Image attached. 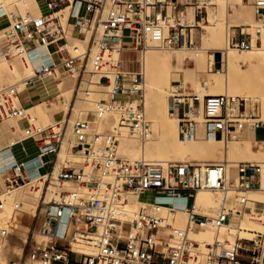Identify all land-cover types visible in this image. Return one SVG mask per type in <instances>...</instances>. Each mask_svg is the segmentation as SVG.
Returning <instances> with one entry per match:
<instances>
[{"label":"built area","instance_id":"built-area-1","mask_svg":"<svg viewBox=\"0 0 264 264\" xmlns=\"http://www.w3.org/2000/svg\"><path fill=\"white\" fill-rule=\"evenodd\" d=\"M209 0H45L47 11L32 19L14 15L7 29H0V57L11 60L20 57L34 62V75L25 87L39 79L55 76L56 72L99 73L107 54L121 44H133L144 52L150 41L165 47H187L194 42L193 30L208 15ZM257 13H264V0H254ZM193 6L197 23H187L188 8ZM0 5V18L5 16ZM69 8L66 21L64 14ZM69 31L86 38L85 48L70 43ZM244 32L242 31V34ZM254 34L247 32L230 45L237 49L253 47ZM260 42L259 38L256 44ZM54 46V49L51 47ZM93 47L98 50L92 53ZM49 53L52 60L44 57ZM57 58V59H56ZM88 63L90 68L88 69ZM114 86L108 105H98L96 112L102 117L109 108L116 109L119 125L147 139L152 124L146 117L144 98V71H127L121 60L112 64ZM20 90L16 84L0 86V121L20 118L27 123L25 136L39 142L35 159L27 164L14 157L12 146L0 148V168L5 187L11 191L31 180V171L40 172L47 164L49 184L66 180L87 188L63 192L60 199H42L36 214L37 223L31 230L46 235L44 244L31 239L25 262L29 264H264V232L251 230L259 238L215 237L203 242L195 241L189 231L195 226L211 225L220 228L230 224L233 211L229 209L231 188L242 192L264 190V164L241 162L238 178L228 179L225 162L201 165L192 161L171 162L167 166L146 159L127 160L118 154L120 131L115 127L105 136L104 149L94 165L98 172L82 171L63 166L56 175L55 166L69 124L75 141L72 148L92 143L87 140L88 119L78 117L70 123L71 115L46 127L32 123L26 108L21 105ZM169 112L176 117L179 138L194 140L214 138L228 141L234 133L246 126H264L259 112L247 111L246 101L227 94L198 93L175 81L168 100ZM51 158L46 161L45 158ZM209 189L219 192L221 204L217 214L207 216L197 206L198 192ZM103 191L104 196L97 195ZM126 192L152 193L159 197H181L186 215L184 227L165 224L163 204L155 201L142 207L134 221H123L112 214L113 207L121 202ZM250 201L258 205L253 208ZM174 207V203H168ZM3 203L0 198V209ZM239 216L250 213L264 225V201L251 200L245 194L238 196ZM65 224L66 229L61 231ZM84 224L83 228H79ZM175 234L168 236V230ZM8 235L6 226H0V238ZM80 243L95 248L92 254L77 250Z\"/></svg>","mask_w":264,"mask_h":264},{"label":"rangeland","instance_id":"rangeland-1","mask_svg":"<svg viewBox=\"0 0 264 264\" xmlns=\"http://www.w3.org/2000/svg\"><path fill=\"white\" fill-rule=\"evenodd\" d=\"M26 3L30 10V16L39 15L41 13L44 14L47 11V9L44 8V1L41 3L37 0H19L18 6L15 5V8H13L14 6L8 5V9H4L8 16L4 17V19H8L7 24H11L12 22V19L8 14L9 11L7 10L14 11L17 15H23L19 8H26ZM32 3H34L35 6H33ZM207 11L208 15L202 20L204 24L195 27V30H193V44L187 47H165L160 43L151 41L148 44L147 50L149 47H163L164 51L158 52L149 50L148 62L146 65L143 63V58L147 50L141 52V48H137L133 44H121L116 46L119 47L121 51L109 52L103 63L102 70L99 73L89 74L86 72L82 83H80L81 75L78 77L77 81L74 82V97L79 90L82 91H79L82 93V97L76 106H74L75 99L73 98L70 107L68 108L70 96L68 93L59 91L58 85L60 81L73 80L74 74L77 72L73 75L67 72H60L57 76L46 77L43 80H39L41 102L38 100L26 108V112L29 114L32 123L36 126L43 127L54 124L57 121L54 117L56 113L60 116L59 119L67 118L71 115L70 123L73 121L72 119L83 117L88 119L86 137L87 140L92 143V147L86 145L79 149L72 148V145L76 143V138L73 128L71 127L72 125L69 124V129H67L62 147L59 151L62 154L65 153V155L62 159L59 157L57 158L54 175H56L63 166H66L85 172L87 170H92L93 174L98 177L99 174L96 168H94V165L100 158L104 149L103 141L105 136L111 134L115 127H119L120 131L119 144L117 147L118 154L130 161L146 159L152 162H160L164 166H167L171 162L178 161H192L200 163L201 165L225 162L228 170H233L235 168L237 173L241 162L264 163V140L259 141L255 139L254 128L250 126H246L244 130L237 133L238 135L235 138H231L229 141L207 138L182 140L179 138L177 120L169 113L166 115L170 90L175 82L174 74H179L181 79L179 81L182 82L187 89L194 92L195 88L201 87L205 94L236 95L243 98L246 102L248 97L259 95L260 98L257 100L250 97L252 103L247 104V110L254 109L258 111L260 119L264 121V52L258 51L251 54L254 56V59L249 63L236 62L235 64L229 65L225 60V49L227 47L233 49V53L240 55L241 53L244 54L248 52V50L237 49L230 45L231 41L235 42L242 39L247 32L254 34L253 48L249 49V51H253L256 47H264V13H257L254 0H209ZM25 17L26 16H24V18ZM186 17L189 23H195L193 6L188 8ZM242 31L244 32L243 34ZM88 34L90 36V32H88ZM68 35L71 37L76 36L82 40V36L75 31H69ZM258 38L260 42L256 44ZM70 43L75 44L76 46V43L72 39H70ZM116 47L114 49H116ZM83 48H85L84 45ZM51 49H54V46H52ZM215 51H220L223 55L221 63L217 66H214ZM165 55L170 57L176 55L179 56L173 59L171 63H167L161 58ZM14 58L16 57H13L11 60L5 59V62L8 63L9 67ZM3 60L4 59L0 60V64L3 63ZM116 60H121L127 71H139L143 68L147 80L145 96L146 115L152 123V134L147 139H141L139 135L131 134L128 129L121 127L119 125V112L116 109L109 108L104 112L102 117H99L96 112L98 105L109 104L111 91L114 86L112 64ZM32 69H34L33 66L31 69L28 67L19 71H13L11 72L12 74H6V76L8 75L7 78L6 76L3 78L0 77V86L19 84V89H23L20 86L24 83V80L21 79L23 77H28V73H30ZM31 88L32 87H30V89ZM25 95L27 96L28 93H25ZM54 102H57L58 106H53ZM51 106L52 108H50ZM26 127L27 123L25 122L23 125L20 118H5L0 121V148L11 145V142L15 140L16 145H11L12 148L21 151L18 152L21 162L29 164L27 159L30 157L35 159V156L38 153L37 146L39 142L36 138H28L25 136ZM257 137L259 139L264 138V126L258 129ZM132 152L136 153L133 155ZM37 174L40 175L32 177L30 173L31 178H41L45 176L47 174V169H41ZM229 178L236 179L232 178V176L228 177V179ZM53 182L58 184L57 186L61 190V193H59L60 196H58V194H56V196L54 194H47V187L49 185L48 181H45L44 185L43 182H40V186L35 191L34 195H32L31 199H29L28 202L26 201V203L14 198V193L16 190L18 191L22 185L12 192L0 193L3 203L2 209H0V226H6L8 235L15 230L18 231V240L24 244V250L22 251V248L18 246L14 251L11 261L6 264H10V262L11 264H29L28 262H25L24 259L28 249L31 248V239L34 238L39 244L45 243L47 238H38L41 231L39 233L36 231L35 237L32 231L29 232L28 226H17V224H21L28 220L33 222V225L31 226L32 230L37 223L35 214L42 199L45 196L47 200L50 198L56 200L60 199L63 192L68 191V184L72 181L66 180L64 182ZM0 184H2V186L4 185L1 178ZM80 187L79 183L72 182L71 189L69 190L80 189L81 192L83 191L82 194H86L87 189L84 188L85 186H82V188ZM235 191L233 190L229 194H234ZM126 193H128L127 195L129 196L136 195L129 192ZM210 193H212L221 204L219 192ZM207 194L209 193L205 191L198 194V205L200 201L206 203L204 196ZM239 194L236 192L235 197L234 195H229L228 204H230V210H232V206L233 208L235 206L237 208ZM244 194H246L251 200L263 201L260 197L263 196L264 198V191L244 192ZM97 195L102 197L104 196V192L101 191L97 193ZM232 197L237 198L232 201ZM175 201L176 199L172 200V202ZM231 202H233V204ZM249 205L253 208L258 206L254 204V201H250ZM219 206H212L213 210L206 215L210 217L215 216L219 210ZM184 213L185 212L182 208H176L170 212H166L165 216L173 219L175 225L184 227V223H186V215H184ZM112 214L120 216L124 221L130 222L132 219L131 217H125L118 213L115 214L114 209ZM245 214L246 216H241V219L246 220L249 223L253 222L256 227H254L253 224L252 226H242L237 219H232L231 225L221 227L222 229L230 228L232 231L230 236L225 232H218L221 228L215 229L211 227V234L208 237L199 233L196 229H191L189 236L199 242L212 240L216 236H219L220 238H229L231 240L235 239L237 236H241L242 238H259V236L251 230L264 232V225L257 222V220L252 219L250 213ZM21 216L24 219L20 220ZM250 219L251 222L249 221ZM12 220L16 222L13 225L7 226V222H12ZM174 223H172V225ZM217 233H219V235H217ZM174 234L175 233L172 232V234H169L168 236L173 237ZM7 236L5 238H0V250L1 248H4L2 257L5 258L0 264H5L6 262L7 255L5 249L8 246L9 241H17L12 236L7 239ZM77 247L84 248L87 253L93 252V249L85 243H80ZM76 249L79 250V248Z\"/></svg>","mask_w":264,"mask_h":264},{"label":"bare ground","instance_id":"bare-ground-1","mask_svg":"<svg viewBox=\"0 0 264 264\" xmlns=\"http://www.w3.org/2000/svg\"><path fill=\"white\" fill-rule=\"evenodd\" d=\"M36 1V0H35ZM37 1H39V2H41V3H43V1H44V5H45V0H37ZM18 2H19V0H0V5H2V6H4L5 8L4 9H8V5L9 6H14L13 8H15V5H17L18 6ZM208 6V5H207ZM207 6H206V10H207ZM44 8H46V6H44ZM20 9V11H21V13L24 15V16H26V17H28V18H26L25 17V19H27V20H29V19H32V18H34V17H37V16H40L41 14H39V15H32V16H30V10H29V7H28V4L26 3V8H24V9H22V8H19ZM19 9H17V10H19ZM16 10V11H17ZM7 11H9L8 12V14H9V16H10V18L11 19H13V16L14 15H17L16 14V12H14V11H10V10H7ZM4 12H5V10H4ZM18 12V11H17ZM40 12V11H39ZM68 12H69V8H65L60 14H64V17H63V20L64 21H66V19H67V16H68ZM195 12V11H194ZM208 12V11H207ZM7 12H5V16H3V17H1L0 18V20L1 19H3L4 17H8L7 15ZM22 15V16H23ZM23 16V17H24ZM187 18V17H186ZM187 23H189L188 22V20H187ZM195 23H197V21L195 20ZM195 23H193V24H195ZM189 24H191V23H189ZM202 24H204L202 21H199V25L201 26ZM195 30V29H194ZM259 32H260V30H259ZM69 39H72L75 43H76V46H79V47H83V45H84V47H86L87 45V42H88V40H89V34L87 33V35H86V38L84 39V40H81L80 38H78V37H71V36H69ZM151 42V41H150ZM158 43V42H157ZM125 44H128V43H125ZM161 44V43H160ZM253 48V47H252ZM251 48V49H252ZM98 50V48L97 47H93V49H92V53H95L96 51ZM147 50V49H146ZM145 50V51H146ZM149 50H154V51H164V48L163 47H149L148 48V50L146 51V53L144 54V58H143V63H144V65H146V63L148 62V51ZM232 50L233 49H230V48H226L225 49V53H226V56H225V60H226V63L227 64H229V65H231V64H235L236 62H239V63H249V62H252V60L254 59V56L253 55H251V54H253L254 52H258V51H262V52H264V47H260V48H254L253 49V51H249L248 50V52H246V53H244V54H242L241 53V55L240 54H236V53H233L232 52ZM117 51H121V49L119 48V47H116V49H114V50H111L110 51V53H112V52H117ZM179 55H176V56H173V57H170V56H163V57H161L162 59H164L165 60V62H167V63H171L172 61H173V59H175L176 57H178ZM185 56H187V55H185ZM44 57L47 59V60H49V61H51L52 62V60H51V58H50V56H49V53L48 52H45V54H44ZM180 58V57H179ZM2 59H4L3 60V63H1L0 64V77L1 78H3V77H5L6 76V74H12L11 72H13V71H19V70H21V69H23V68H28L29 67V69H31V67L33 66V68H34V62H31L29 59H27V62H24L20 57H16V58H14L12 61V63L10 64V67H9V65H8V63H6L5 62V58H3V57H0V60H2ZM16 59V60H15ZM179 60V59H178ZM88 67L90 68V63L88 64ZM59 74V72L57 71L56 72V74H55V76H57ZM34 75V69H32L31 71H30V73H28V77H23L21 80H24L23 82V84L20 86L21 88H23V89H19V84H16L17 85V87H18V89L20 90V91H23L24 89H25V82L27 81V80H29L32 76ZM8 76V75H7ZM7 76H6V78H7ZM78 77H79V74H78V72L77 73H75L74 74V79L73 80H65V81H60V83H59V85H58V88H59V91H61V92H63V93H68L69 94V96H70V103L68 104V108L70 107V104H71V101H72V99L74 98L75 99V101H74V106H76L79 102H80V100H81V97H82V93H80V92H82L81 90H79L78 91V93L76 94V96L74 97V94H73V92H74V85H75V81H77V79H78ZM185 79H186V76H185ZM39 80H43V79H39ZM174 80L175 81H179V80H181L180 79V76H179V74H174ZM6 81V80H5ZM3 82V81H2ZM146 82H147V80H146V78H145V75H144V82H143V85H144V98H143V103H144V106H145V96H146ZM19 83V82H18ZM44 83V82H43ZM184 85V84H183ZM81 86V85H80ZM185 86V85H184ZM79 89V88H78ZM195 90V92L196 93H198L200 96H204V95H206L204 92H203V89L201 88V87H197V88H195L194 89ZM71 94V95H70ZM227 95H229V94H227ZM229 96H233V97H239V96H236V95H229ZM251 98L253 97V96H250ZM250 97H248L247 98V102H246V105L247 104H250V103H252V99L250 98ZM59 98V97H58ZM239 98H241V97H239ZM253 98H255L256 100L257 99H259L260 98V96L259 95H256L255 97H253ZM61 99V98H60ZM243 99V98H242ZM255 99H253V100H255ZM244 100V99H243ZM40 102H41V100H40ZM40 104H42V103H40ZM47 104V103H46ZM66 105V104H65ZM42 106V105H41ZM44 106H46V105H44ZM53 106H58V103L57 102H54L53 103ZM50 108H52V106L50 107ZM55 109H56V107H55ZM74 109V108H73ZM73 111V110H72ZM248 111V110H247ZM56 112V111H55ZM76 113H77V111H76ZM145 113H146V107H145ZM167 113H169L172 117H174L175 119H176V117L175 116H173L170 112H169V108H166V115H167ZM74 115V114H73ZM76 115V114H75ZM169 115V116H170ZM119 116H120V114H119ZM146 117H147V115H146ZM73 120V119H72ZM177 120V119H176ZM151 122V121H150ZM152 124V123H151ZM72 127V126H71ZM121 127H123V126H121ZM124 128H126V127H124ZM69 129V128H68ZM126 129H128V128H126ZM245 129V128H244ZM243 129V130H244ZM129 130V129H128ZM70 131V130H69ZM240 131H242V130H240ZM240 131H238V132H240ZM238 132H236V133H234V135H233V137L232 138H235L238 134ZM15 139V138H14ZM207 139H214V138H207ZM217 139V138H216ZM195 140V139H194ZM230 140V139H229ZM228 140V141H229ZM16 141L14 140V141H12L11 142V145H13V146H15L16 145V143H15ZM128 146V145H127ZM1 147V146H0ZM84 147V146H83ZM137 150V149H136ZM133 153V155L136 153H134V152H132ZM138 154H140L139 152H137ZM65 155V153L64 154H62V153H60L59 152V154H58V157L60 158V159H62V157ZM83 155V154H82ZM132 155V156H133ZM138 156V155H137ZM139 157V156H138ZM144 157H146V156H144ZM92 159V158H91ZM133 159V158H132ZM134 161V160H133ZM155 161H162V160H155ZM152 162V161H151ZM4 163H5V160H3V161H1L0 162V168L4 165ZM157 163H160V162H157ZM262 164H264L263 162H262ZM87 171H89V170H87ZM232 176V178H236L237 179V176H238V173H237V171H236V169L234 168L233 170H228L227 169V178L228 177H231ZM0 178H1V180H2V182H3V184H4V175H3V173H1V170H0ZM47 178V175H45V176H43V177H41V178H31V180L27 183V184H25V185H22L21 187H20V189H18V191L16 190L17 188H19V187H17V188H15L14 190H16V192L14 193V198H16V199H18V200H21L22 202H24V203H26V201L28 202V200L29 199H31V197H32V195H34V193H35V191L38 189V187L40 186V182H43V185H44V182H45V179ZM230 179V178H229ZM262 179H263V181H264V173H263V175H262ZM71 184H72V182H69V184H68V190L69 189H71ZM58 184H56V183H54V182H51L49 185H48V192H47V194H54L55 196H56V194H58V196H60L59 195V193H61V190H60V188L57 186ZM4 186V187H3ZM2 186V184H0V193H2V192H5V193H8V192H12V191H14V190H11V191H9L6 187H5V184ZM80 188H82V187H80ZM85 189H87L86 187H84ZM80 190V189H79ZM235 191L234 192V194H232V195H234V197H235V194H236V192L239 194H244V192H242L241 190H238V189H236V188H231V190L230 191ZM202 191H205V192H208L209 194H207V195H205L204 196V198L206 199V203H204V202H202V201H200L199 202V205L197 204V206H198V208H199V211H201V213H203V214H208V213H210L213 209H212V206H215V205H220V203L218 202V200L212 195V193H210V192H217V191H213V190H209V189H203V190H200L199 192H198V194L200 193V192H202ZM259 191H264V190H259ZM101 192V191H100ZM249 192H252V191H249ZM82 193H83V191H82ZM99 193V192H98ZM128 193H125L124 195H122V199H121V202L120 203H118V204H116L114 207H113V209H114V211H115V214L116 213H118V214H121V215H123V216H125V217H131L132 219H131V221L130 222H132V221H134V219H135V216H136V214L139 212V210L142 208V207H145V206H147L148 204H150V203H153V202H155V201H165V202H168V203H174V207H172L171 205H169L168 203H165V204H163V215L165 216V213L166 212H170L171 210H174V209H180V208H183L184 207V199L183 198H181V197H159V198H157L156 197V195H152V193H142V194H140V195H138V194H136L135 196H129V195H127ZM231 194H229V195H231ZM239 194V195H240ZM42 195V194H41ZM231 195V196H232ZM246 195V194H245ZM53 196V195H52ZM201 196V195H200ZM198 197V196H197ZM234 197H232V201H233V199H236V198H234ZM1 198V197H0ZM178 198V199H177ZM173 199H176V201L175 202H172V200ZM258 199H259V197H258ZM260 199H262L263 201H264V198H263V196L262 197H260ZM16 201V200H15ZM232 204H233V202H231ZM250 203V202H249ZM230 205V204H229ZM252 205V204H251ZM220 207V206H219ZM234 208H236V206L234 207ZM233 208V206H232V211H233V217H232V219H237L239 222H240V225H242V226H252V224H253V222H251V219L249 220L251 223H249L248 221H246V220H242L241 219V216H239L237 213H236V210ZM113 209H112V212H113ZM22 210V209H21ZM38 210V209H37ZM177 211V210H176ZM176 211H175V213H176ZM36 214H37V212H36ZM35 214V215H36ZM117 214V215H118ZM114 215V214H113ZM184 215H185V213H184ZM245 216H246V214H244ZM115 217H117V218H119V219H121L120 218V216H116V215H114ZM165 219H167L168 218V216H165L164 217ZM246 218V217H245ZM248 218H250V217H248ZM247 218V219H248ZM253 219V218H252ZM122 220V219H121ZM124 221V220H123ZM254 221V220H253ZM255 222V221H254ZM258 222V221H257ZM256 222V223H257ZM185 224V223H184ZM232 224V220H231V223L230 224H224L223 226H225V225H231ZM258 224V223H257ZM261 224V223H260ZM222 226V227H223ZM253 226L254 227H256V225H254L253 224ZM261 226V225H260ZM260 226H257V227H260ZM25 227H26V225H25ZM84 227V224H81L80 226H79V228H83ZM210 227L211 228H215V227H212L211 225H203V226H195L192 230H197L199 233H201V234H203V235H205V236H210ZM198 228V229H197ZM221 228V227H220ZM20 229V228H19ZM18 229V230H19ZM65 229H66V226H65V224H63L62 226H61V231L62 232H64L65 231ZM215 229H217V228H215ZM262 229V228H261ZM40 231H38L37 233H39ZM218 232H225L226 234H229V236H230V234H231V229L230 228H227V229H220ZM189 233H190V231H189ZM18 231H14V232H12V233H10L8 236H7V239L10 237V236H12L15 240H18ZM234 234V233H233ZM232 234V235H233ZM38 235V234H37ZM212 235H214V234H212ZM217 235H219V233H217ZM39 237L38 238H45L46 239V235L43 233V232H41V233H39V235H38ZM36 237V236H35ZM216 237H219V236H216ZM195 241H197V240H195ZM205 241V240H204ZM88 245V244H87ZM90 248H92L93 249V252L92 253H94L95 252V248L94 247H92V246H90V245H88ZM79 248V250L81 251V252H84V253H86V254H92V253H87V252H85V249L84 248H80V247H78ZM4 252V248H1V250H0V262L1 261H4L5 260V258H3L2 257V253Z\"/></svg>","mask_w":264,"mask_h":264},{"label":"crops","instance_id":"crops-1","mask_svg":"<svg viewBox=\"0 0 264 264\" xmlns=\"http://www.w3.org/2000/svg\"><path fill=\"white\" fill-rule=\"evenodd\" d=\"M32 4H33V6H35L34 3H32ZM7 21H8L7 18L6 19L3 18V19L0 20V29H7V28L10 27L11 24H7ZM74 37H76V36H74ZM222 59H223L222 53L220 51H215L214 52V66H217L219 63H221ZM47 62H51V61L47 60ZM30 87H32V88L30 89ZM25 93H28V95L26 96ZM19 99H20L21 105L24 108H27L28 106H30L31 104L37 102L38 100H41V90H40L39 80H37L36 83H30V84H28L25 87V89L20 92ZM54 117L57 120H59V118H60V116L58 115V113H56L54 115ZM22 123L24 125L25 124V121L22 120ZM259 128L260 127H257V128L254 129V137L257 140L262 141V140H264V138L263 139H259L257 137V131H258ZM11 149H12V152L14 154V157L17 158V156L19 155L18 152H21V151H19L17 149H14V148H11ZM19 157L20 156H18V158H17L18 160H20ZM27 160L29 161V164H30V162H32L34 159H32L30 157ZM45 160L46 161H49V160H51V158H48L47 157V158H45ZM45 168L47 169V172H48L49 169H50V165L47 164L43 169H45ZM37 172L38 171L35 170V169L32 170L31 171L32 177H37L38 175H40V174H37ZM21 219H24V218L21 216L20 217V220ZM15 222L16 221H13V220H12V222H9L8 221L6 225L7 226H10V225H13ZM174 222L175 221H173V219L167 218V219H165V222L164 223L167 224V225H169V226H175V223ZM172 223H174V224L172 225ZM19 225H26V226H28L29 227V232H30L31 231V226L33 225V222H30V221L26 220V221H24L21 224L20 223L17 224V226H19ZM172 232H173L172 230H170V229L168 230V233L169 234H172ZM18 246L20 248H22V251L24 250V244L22 242H20L19 240H17L16 242H13L12 240L9 241V244H8V246L5 249V253L7 255V259H6L5 264L7 262L11 261V258L14 255V251L16 250V248H18ZM10 264H11V262H10Z\"/></svg>","mask_w":264,"mask_h":264}]
</instances>
